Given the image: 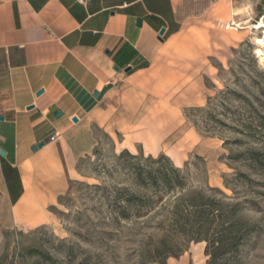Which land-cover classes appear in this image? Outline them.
<instances>
[{
    "label": "rangeland",
    "instance_id": "rangeland-1",
    "mask_svg": "<svg viewBox=\"0 0 264 264\" xmlns=\"http://www.w3.org/2000/svg\"><path fill=\"white\" fill-rule=\"evenodd\" d=\"M263 17L264 0H184L181 30L93 115L95 146L51 208L54 222L0 226V264L149 262L170 237L166 216L174 197L151 212L120 217L116 196L132 186L117 157L124 149L144 157L165 153L191 187H216L227 201L240 202V215L257 229L237 264H264V60L256 53L264 29L255 27ZM169 242L179 252L166 264H208L206 241Z\"/></svg>",
    "mask_w": 264,
    "mask_h": 264
},
{
    "label": "crops",
    "instance_id": "crops-1",
    "mask_svg": "<svg viewBox=\"0 0 264 264\" xmlns=\"http://www.w3.org/2000/svg\"><path fill=\"white\" fill-rule=\"evenodd\" d=\"M183 1L0 0V226L54 222L93 115L181 30Z\"/></svg>",
    "mask_w": 264,
    "mask_h": 264
},
{
    "label": "trees",
    "instance_id": "trees-1",
    "mask_svg": "<svg viewBox=\"0 0 264 264\" xmlns=\"http://www.w3.org/2000/svg\"><path fill=\"white\" fill-rule=\"evenodd\" d=\"M256 154L252 152L251 158L255 160ZM117 157L124 161L132 179V186L122 188L116 196L123 202L119 205L120 217L129 219L133 214L151 212L166 196L174 197L166 216L170 237L163 238L162 246L156 247L149 262L143 260V264H166L170 255L179 252L169 249V240L178 239L206 241L208 264L238 263L241 246L257 229L240 215V202L227 201L224 192L216 187H191L184 170L165 153L144 157L124 149ZM240 175L248 178L245 173Z\"/></svg>",
    "mask_w": 264,
    "mask_h": 264
},
{
    "label": "bare ground",
    "instance_id": "bare-ground-1",
    "mask_svg": "<svg viewBox=\"0 0 264 264\" xmlns=\"http://www.w3.org/2000/svg\"><path fill=\"white\" fill-rule=\"evenodd\" d=\"M256 28H263L264 29V17L259 21L258 25L255 26ZM264 34V32H263ZM259 44V47L257 48V55L261 57L262 60H264V36H261L257 39V42Z\"/></svg>",
    "mask_w": 264,
    "mask_h": 264
},
{
    "label": "water",
    "instance_id": "water-1",
    "mask_svg": "<svg viewBox=\"0 0 264 264\" xmlns=\"http://www.w3.org/2000/svg\"><path fill=\"white\" fill-rule=\"evenodd\" d=\"M139 22H141L140 20H139ZM165 31H166V28L165 27H163L162 29H161V31H160V39L161 40H163V38L161 37L162 35H164V33H165ZM131 68L129 67V68H127L126 69V71H129ZM43 90H41L39 93H41ZM59 115L61 114L60 112L58 113ZM4 119V116H0V120H3ZM75 120H77V118H75ZM44 142H41V143H39L38 144V147H42V146H44ZM37 147H34V149H36ZM0 153L2 154V155H5V151H3V150H0Z\"/></svg>",
    "mask_w": 264,
    "mask_h": 264
},
{
    "label": "built area",
    "instance_id": "built-area-1",
    "mask_svg": "<svg viewBox=\"0 0 264 264\" xmlns=\"http://www.w3.org/2000/svg\"><path fill=\"white\" fill-rule=\"evenodd\" d=\"M82 1V0H81ZM54 138V137H53Z\"/></svg>",
    "mask_w": 264,
    "mask_h": 264
}]
</instances>
